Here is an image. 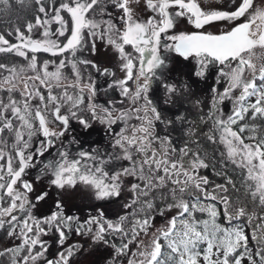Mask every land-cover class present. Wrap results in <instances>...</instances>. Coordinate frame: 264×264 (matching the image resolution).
I'll return each instance as SVG.
<instances>
[{"label":"snow or ice","instance_id":"snow-or-ice-1","mask_svg":"<svg viewBox=\"0 0 264 264\" xmlns=\"http://www.w3.org/2000/svg\"><path fill=\"white\" fill-rule=\"evenodd\" d=\"M0 2L7 3V0ZM139 2L60 0L56 4L50 0L46 5L44 0H35L43 19L37 15L34 24L26 25V31L42 28L40 39L17 29L15 36L19 43H12L0 34V53H13L28 62L19 71L0 64V92L7 94V102L0 96V229H5L7 224L6 234L20 241L13 248L0 250V257L8 256L11 264H70L78 251L76 245L57 252L54 260L46 256L48 242L42 237L53 231L58 234L61 247L68 233L91 234L94 242L113 249L110 264H117L120 257L128 256L130 245L141 232L148 234L154 213L163 216L173 209L176 214L165 227L157 229L147 246L143 241L136 244L137 250L131 252L128 264H242L245 259L249 264H256L249 236L241 224L234 223L241 218H246L250 225L254 220L260 221L254 225L251 239L256 241L255 255L264 264V215L249 212L247 206L233 211L227 197H218L205 189L208 180L199 175V169L207 165L198 154L185 159L187 149L177 154L167 137L155 135L154 122L161 116L148 95L154 78L159 79L167 68L162 49L165 53H176L184 61H193L197 65L193 75L200 80L207 78L210 67L215 68L214 85L209 89L211 107L216 110L210 113L213 132L219 133L218 142L224 144L227 158L246 170L253 208L258 206L264 210V135H257L255 125L241 123L246 119L264 121V65L257 68L253 62L254 50H264V7L250 12L253 0H239L230 10L206 11L198 0H146L145 6L153 15L141 20L136 18L134 7ZM180 17L186 18L195 31L169 34ZM245 17L243 22L236 23ZM53 22L58 25L55 31L51 28ZM216 24H223L225 30L218 33L208 30ZM97 40L113 47L122 62L125 78L114 81L112 86L118 87L120 95L131 102L128 108L113 111L93 103L94 83H82L77 61L68 60L65 55L76 57L89 44L95 52ZM126 46L131 51H126ZM40 53L62 57L55 62L54 71H49L53 61L38 62ZM78 62L115 75L108 69L97 68L92 61ZM69 64L71 80L63 72ZM27 71L33 75H20ZM162 86L169 95L177 91L175 84ZM69 88L77 91L70 94ZM17 91L19 99L13 96ZM226 101H232L231 114L227 118L217 116ZM119 103L123 104L124 100ZM85 108L91 120L106 126L109 135L113 125L123 124L122 130L113 137L111 147L119 149L115 155L95 149L73 153L61 143L72 121L83 129L91 127L89 119L81 115ZM132 119L139 124L129 125ZM6 137L12 140L10 147L14 155L7 150ZM33 137H42L36 146H33ZM208 139L216 141L217 138L209 134ZM58 143H61L59 148ZM53 148L55 154L39 170L41 176H48L50 186L65 189L79 184L90 189L95 199L108 200L121 196L125 187L122 178L130 177L135 180L128 188L132 198L124 207H137L116 220L108 219L101 208L97 215L81 222L77 216L65 215L63 204L57 201L50 214L34 215L48 192L40 191L31 197L34 185L24 177L30 168L36 167L34 161ZM112 160L128 164L117 171L108 167ZM221 215L228 227L219 222Z\"/></svg>","mask_w":264,"mask_h":264},{"label":"rangeland","instance_id":"rangeland-1","mask_svg":"<svg viewBox=\"0 0 264 264\" xmlns=\"http://www.w3.org/2000/svg\"><path fill=\"white\" fill-rule=\"evenodd\" d=\"M145 2L146 0H140L138 5H134L137 19L147 20L153 15L151 10L146 8ZM198 2L201 8L206 11L210 9L230 10L239 3V0H198ZM262 7H264V0H257L255 7L251 11H255ZM170 11H174V9H171ZM246 18L247 17L242 19ZM97 19H100V17H97ZM192 30H194L193 26L188 23L186 18L180 17L177 18L176 28L170 31L169 34L191 32ZM208 30L213 32L224 31L225 26L223 24H216L210 26ZM41 32L42 29H33L29 34L31 37L35 38L41 36ZM25 33L28 32L26 31ZM167 43H171V41H167ZM88 46V48L85 47L78 51L76 57H71L68 54L67 59L76 60L78 68L82 66V64L78 62L79 60H88L95 63L97 68L101 70L108 69L109 72L115 73L114 76L107 75L102 71H97L95 68L90 67V65H88V72L83 71L81 73L83 77L82 83L91 82L95 85L96 94L93 97L92 102L104 108L112 109L113 111L118 109L123 110L130 107V101L119 96V94L112 93L114 91V88H112L113 82L125 78V73L121 70L122 62L119 60L116 51L113 47L106 45L104 41L100 40H97L96 42L95 52L91 50L90 44ZM125 50L131 51V47L126 46ZM254 51L256 55L253 57V62L256 63L257 68H259L264 65V50L257 48ZM161 54L166 57L167 68L163 69V74L159 79L154 78L151 91L148 93L149 97L153 99L154 106L157 108V111L161 116L160 120L154 122L155 135L161 138L167 137L171 141V146L177 150V154H179L181 150L187 149L188 157H185V159H190L193 154H198L204 164L207 165V167L199 169V171H201L199 175L203 176L202 174H204L206 175L204 177L211 179L212 173H214L222 178L224 183L223 188L222 186L219 190L211 188L212 190L210 189V192L214 190L213 194H218V197H227L230 205L235 208L247 206L249 212L255 211L258 216L264 215V210L260 209L258 206L254 209L250 203L251 196L248 185L251 182L247 180L246 170L233 164L231 160L227 158L224 144L218 142L219 133L213 132V120L210 118V113L216 112V110L211 107V93L209 89L214 85L215 68L210 67L207 78L205 80H200L193 75V72L197 67L193 61H184L183 58L179 57L176 53H165L163 49L161 50ZM44 60H51L54 62L50 65L49 71H54L55 62L59 61L38 56V62H43ZM3 74L8 75L7 72H4ZM20 75L22 77L31 76L30 74L26 75L25 72ZM68 77L69 80L73 78L70 75ZM89 77L91 78L90 80ZM163 84H175L177 91L169 95L162 86ZM130 85L133 89L135 88V85L132 82ZM185 85H187V87H185ZM217 87L222 88L223 85H217ZM117 89L119 88L117 87ZM71 90L72 88L68 89L69 92H72ZM74 90L75 92L77 91L76 89ZM54 91L59 92L61 89H55ZM16 93L19 94V91ZM86 93L87 91H85L84 94L86 95ZM121 100H124L123 104L119 103ZM32 103L35 105L37 101L34 100ZM231 109L232 101H226L220 106V112H217L216 115H222L223 118H227V116L231 114ZM62 111H66V108L62 109ZM81 115L84 116L85 119H89L91 127L83 129L76 121H72L67 139L64 137L61 140V143L68 146L73 153L78 150L92 151L95 149L101 153H112L115 155L119 149H113L111 147L113 137L122 130L123 124L118 122L113 125L112 134L109 135L106 126L97 121L91 120L90 114L86 109ZM241 123H248L247 119ZM128 124H139V121L132 119L128 121ZM209 134L214 135L217 138L216 141L208 139ZM6 139H8L9 144L7 150L14 155V151L10 147L12 140L10 137ZM72 140H75V143L69 144V141ZM61 143H58L56 147H61ZM36 145L37 142L33 144V146ZM29 151H31V149H29ZM54 154L55 148L46 152L45 156L39 157L34 161L36 167L30 168L27 175L24 177V179L32 182L34 185L35 191L30 194L31 197H35L40 191L48 192L47 199L37 205V208L34 210V215L45 216L50 214L57 201H60L63 204L65 215L77 216L80 218L81 222L97 215V210L101 208L108 219L116 220L119 216L130 213L135 207H137L134 206L133 209L124 207V205L130 202L132 198L128 188L130 187V182H135V180L130 177L122 178L125 187L121 192V196L119 198L108 200L95 199L94 194L90 189L79 184L75 188L66 187L65 189H57L50 186L48 176H41L39 170L43 163H46L48 159H51ZM127 164V161L112 160L108 167L118 171L122 166L126 167ZM37 176H40L39 180L36 179ZM156 205L157 208L160 207L159 200L156 201ZM175 214L176 210L174 209L166 211L163 216L154 213V220L152 221V227L148 230V234L145 235L141 232L136 242L130 245L131 251L128 256L120 257L117 260V264H128L131 252L137 250L136 244L143 241L144 245L147 246L157 229L165 227L167 221ZM137 218H139V215ZM131 220L132 217L129 216V221ZM259 222L258 219L253 221V230L254 225ZM126 226L131 227V224L127 223ZM7 228L8 225L6 224L5 229L0 230V250L8 248L9 246L13 247L20 243V241L14 236L6 234ZM42 239L48 242V252L46 253V256L53 260L57 258V252L62 251L70 245H76L78 251H76L75 255L72 257L70 264H110L113 255V249L102 243L94 242L91 239V234L81 236L75 233H68V239L65 241L63 247L58 243V234L54 231L50 232L49 235L42 237ZM116 242L119 243V241ZM255 261L256 264L259 263L257 259H255ZM242 264H249V261L245 259Z\"/></svg>","mask_w":264,"mask_h":264},{"label":"trees","instance_id":"trees-1","mask_svg":"<svg viewBox=\"0 0 264 264\" xmlns=\"http://www.w3.org/2000/svg\"><path fill=\"white\" fill-rule=\"evenodd\" d=\"M54 2L56 4H58L60 2V0H54ZM44 3L47 5L50 3V0H44ZM37 15L41 16V18L43 19V14L38 12V6L35 3V0H23V2H21V0H7V3L0 2V34H4L5 38L9 39V41L12 43L19 42L16 40V36H15L16 30L19 29L26 36H30L29 32L25 33L26 32V25L29 23L34 24L35 18ZM97 17H99V16H97ZM51 28L53 31H55V29L57 28V24L55 22H53L51 24ZM33 29H42V28L34 27ZM9 33H11V35H9ZM40 38H41V36L35 37L33 39H40ZM86 47L88 48L89 46L87 45ZM65 55H66V57L68 56V54H65ZM38 56H40L42 58H46V59H53V60H59L62 58V57H52V56H49V55L43 54V53L38 54ZM27 63L28 62L26 60H24V58L16 56L13 53H0V64H5L8 67H16L18 71L21 67H26ZM84 65L82 64V66H80V68H79L81 73L83 71L88 72V70H89L88 69L89 66L86 64H84ZM90 67H91V65H90ZM63 72L67 76L70 75L72 77V73L70 72V66L65 68ZM25 74L26 75H29V74L33 75V73L31 71H27V72H25ZM130 83L131 82H129V84ZM112 88H114L113 89L114 91L112 93H116L117 95L119 94V96H121L120 91H119V89H117V87L113 86ZM71 91L72 92H69L70 94L75 93V90L73 88ZM0 96H3L5 98V102H7V99H6L7 94L6 93L1 92ZM13 96L15 98H18V99L20 98L19 94L16 92L13 93ZM84 97H85V105H87V103H88L87 93H86V95L84 94ZM82 107H85V106L82 105ZM81 114H82V112H81ZM247 122L250 125H255L257 127V135H264V121L257 119V121L247 120ZM248 134L249 133H245V135H248ZM246 142H248V141H246ZM200 172L201 171H199V173ZM202 175H203L202 177L206 176L204 174H202ZM207 180H208V184L205 185L204 187L208 192H210L211 188L219 190L221 188V186H222V188L224 186L222 178H220L218 175H216L214 173H212V178L207 179ZM217 186H220V187H217ZM223 191H224V189H223ZM212 193H214V190L212 191ZM219 194H220V192H219ZM207 203H215V202L207 201ZM218 207L222 208L223 206L218 204ZM231 207L233 208V211H235V209L238 208V207L235 208L232 205H231ZM204 218H207V217L205 216ZM219 222L225 227L229 226L222 215L219 219ZM234 223H239L244 227L245 233L249 236V247L252 250L253 258L257 259L259 262L258 264H260L259 257L255 255L256 250H257L256 241L251 239V234L253 232L252 224L250 225V224L246 223V218H241L240 221L234 222Z\"/></svg>","mask_w":264,"mask_h":264},{"label":"flooded vegetation","instance_id":"flooded-vegetation-1","mask_svg":"<svg viewBox=\"0 0 264 264\" xmlns=\"http://www.w3.org/2000/svg\"><path fill=\"white\" fill-rule=\"evenodd\" d=\"M256 1L257 0H253V6H252V9L255 7V3H256ZM252 9H250V11L252 10ZM171 10V9H170ZM152 16V15H151ZM240 22H243V19L241 20V21H236V23H240ZM193 29H194V27H193ZM192 31H195V29L194 30H192ZM191 31V32H192ZM214 33H218V32H214ZM113 85V84H112ZM67 136H68V132L65 134V138L67 139ZM64 137H62L61 138V140L64 138ZM6 138H8V137H6ZM39 139H42V137H33V141H32V143L34 144V143H36L37 142V144H38V141H39ZM70 140H71V136H70ZM1 230V229H0ZM13 247H15V246H13ZM13 247H8V248H13ZM8 248H5V249H8ZM0 264H11V261H10V259H9V257L8 256H3V257H0Z\"/></svg>","mask_w":264,"mask_h":264},{"label":"water","instance_id":"water-1","mask_svg":"<svg viewBox=\"0 0 264 264\" xmlns=\"http://www.w3.org/2000/svg\"><path fill=\"white\" fill-rule=\"evenodd\" d=\"M15 43H19V42H15ZM43 54H47V55L51 56V55H50V54H48V53H43Z\"/></svg>","mask_w":264,"mask_h":264}]
</instances>
